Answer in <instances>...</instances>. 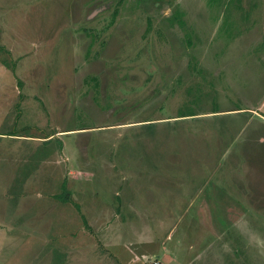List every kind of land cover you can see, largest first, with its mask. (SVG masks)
Listing matches in <instances>:
<instances>
[{
    "label": "rangeland",
    "instance_id": "1",
    "mask_svg": "<svg viewBox=\"0 0 264 264\" xmlns=\"http://www.w3.org/2000/svg\"><path fill=\"white\" fill-rule=\"evenodd\" d=\"M263 24L264 0H0V264H151L161 221L264 264Z\"/></svg>",
    "mask_w": 264,
    "mask_h": 264
},
{
    "label": "crops",
    "instance_id": "2",
    "mask_svg": "<svg viewBox=\"0 0 264 264\" xmlns=\"http://www.w3.org/2000/svg\"><path fill=\"white\" fill-rule=\"evenodd\" d=\"M262 27L264 29V24ZM258 58H261L264 62V50L261 54L258 55ZM0 66L2 70H7L4 63H0ZM20 80L21 79L18 80V85L20 84ZM254 107L256 109L251 111ZM247 109H250V112H253L251 113L252 115H250L251 117L255 118L254 116H257L259 119L258 121L264 123V92H260L257 103L252 104L251 102L250 108ZM158 227L161 228L163 232L154 237L155 239L153 240L156 241L159 248L156 247L154 251L157 254L153 256L150 255V258L152 259H148L147 262L154 264V261L158 260L159 264H202L205 263V261H207L208 263H212L213 260H216L204 253V251L206 250V246H210L211 243L207 245L206 243H200L197 245L198 241L196 238L200 237L201 230H198L195 227V224H192L191 227L186 226L181 230L175 223L170 225L166 222L161 221L159 222ZM119 240H122V242L124 241L121 234H119L118 241ZM129 243H131L130 240ZM135 254L136 253L130 255L122 254V256L117 257V261H120L122 264H133L134 262H139L138 260H141V257H138L137 259V256H141V254H137V256H135ZM218 263L221 264V261L219 260Z\"/></svg>",
    "mask_w": 264,
    "mask_h": 264
},
{
    "label": "trees",
    "instance_id": "3",
    "mask_svg": "<svg viewBox=\"0 0 264 264\" xmlns=\"http://www.w3.org/2000/svg\"><path fill=\"white\" fill-rule=\"evenodd\" d=\"M180 22H181V21H180ZM180 24H181V23H180ZM0 49H4V47H3L2 45H0ZM20 83H21V81H20ZM66 185H67V184H66L65 181H64V182L62 183V185H61V189H62V191H61L60 193H58V194L56 195V197L59 198V199L62 200V201L72 202V203L76 206V208H77V209L79 208V210H80V205H79V203H77L76 201L73 200L72 195H71V192H70V190L67 188ZM82 218H83L84 222L87 223V220H86V218H85V216H84L83 214H82Z\"/></svg>",
    "mask_w": 264,
    "mask_h": 264
},
{
    "label": "built area",
    "instance_id": "4",
    "mask_svg": "<svg viewBox=\"0 0 264 264\" xmlns=\"http://www.w3.org/2000/svg\"><path fill=\"white\" fill-rule=\"evenodd\" d=\"M155 264H157V263L155 262Z\"/></svg>",
    "mask_w": 264,
    "mask_h": 264
}]
</instances>
